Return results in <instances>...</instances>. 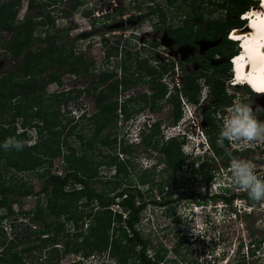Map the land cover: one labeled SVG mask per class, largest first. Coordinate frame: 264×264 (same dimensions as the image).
Segmentation results:
<instances>
[{"label": "rangeland", "instance_id": "obj_1", "mask_svg": "<svg viewBox=\"0 0 264 264\" xmlns=\"http://www.w3.org/2000/svg\"><path fill=\"white\" fill-rule=\"evenodd\" d=\"M6 1L8 0H0V4ZM28 1L20 0L13 24L19 25V22L26 16H35L39 10L40 15L33 20L35 28L31 34V40L37 35L55 36L56 44L58 42L67 49L71 48L74 54L81 55L84 64L88 65L86 71L80 70L77 72L78 74L69 71V66L59 68L60 81L48 84L45 88L46 94L72 90L67 96L76 95L78 92L75 90L89 86L92 81L96 80L100 70L116 68L120 62V56L105 57V52L112 50L116 45L118 49L122 48L123 51L120 53H124V50H130L132 53L138 51L141 57L151 58L149 64L157 66V70L160 69V64L156 61L161 64L169 58L174 61L173 68H170L168 63L167 70H162L161 73V80L165 84L167 92L160 102H156L157 106L160 105L159 108L151 111L143 98H139L140 100L135 105L128 103L132 112L128 119H124L122 111L117 110L119 114L116 117V124L108 123L95 137V144L91 147L83 146L74 134L68 138L69 144H67V148L77 146V153H80L81 149L85 147L92 154V160L96 162L101 160L99 153L103 155V161L98 166L94 178L96 181L89 184L98 192L102 190L105 181L113 180L116 173V168L113 165L115 162L111 166L103 164L110 157L107 154L117 156L119 161L129 160L126 165H122L126 176L121 174L117 180L121 187H139L143 193V199L147 202L139 227L144 238L152 246L148 253L156 256V252H159L163 256L160 264H264V201L253 200L248 203L241 197L240 194H247V192L240 190L235 185L229 165H223L226 160L229 162V158L221 154L218 156L214 154L208 140L210 135H215L217 142L222 127L221 118L225 116L222 111H228L230 107L225 106L233 104V101L250 105L254 109L253 114L259 120L264 121V111H255L258 105L264 107V94H253L246 85H232L230 83L234 81L232 72L229 76L221 72L218 74L220 75L218 89L225 91V94L228 95L225 98L228 101H226L227 105L219 106L215 112L208 110L204 114L199 113L200 107L197 106L199 102L205 104L207 101L212 105L216 99H213L209 86L202 83V80L199 81L201 88L198 103L183 95L185 101L183 109L181 107L183 101L180 96L178 95L180 104L178 105L177 96L173 95L174 85L181 87L184 73L198 70L207 60L204 57V52L217 40L207 41L198 36L204 35L207 22L213 21L225 13L222 5L229 6L228 1L230 0H79L80 5L75 9L72 8L75 0H34L33 4H35L31 8H28ZM257 4L258 2L256 6ZM149 5L152 7H148ZM254 7L250 8V13L254 12L252 11ZM7 10L2 9L0 13L5 14V17L10 13ZM119 10L124 11L123 16L119 14ZM107 14L109 17H105ZM198 18L202 20L199 21ZM0 20L7 23L5 18L1 17ZM186 21L189 22V25H185ZM181 26H184L181 31L184 37H189L197 44L196 50L187 45L174 47L172 37L178 36L176 29ZM245 27L246 25L237 28L244 29ZM233 30L235 31V29ZM10 35L11 32L8 29L0 26V41L8 39ZM156 40L158 41L157 46L148 44L146 47H142L143 43ZM31 42L33 43L30 44V48L46 44L37 41ZM3 52L4 49L0 46V74L6 73L18 64L17 60H13L9 55H4ZM193 54L199 55L200 59L194 62L185 61V64H178L179 67H175L176 61H184ZM134 57L135 55L132 54L129 62L132 64L128 72L135 68ZM208 60L212 63L225 61V59L215 57ZM157 74L160 72L156 71ZM154 91L155 89H151L148 84H136L122 91L118 95V101L123 104L127 96L146 93L149 95L148 103L151 104L150 94ZM191 94L190 98L195 99L198 91L193 90ZM229 96L231 99L228 98ZM62 102V100L52 101L53 106L57 105L59 108L58 119L62 120V124H66L69 119L74 118L69 125L76 124L77 129L81 128L87 133H91L90 129H94L95 126L84 122L75 123V120L82 111L88 115L96 110L93 96L80 93L76 98L67 102V105L64 106ZM188 107L189 109L197 107L195 112L198 124L195 127L196 132L192 125L189 128L185 127L190 139L180 135L181 130H184L183 126L188 122L185 120L183 112L187 111ZM137 108L140 109L135 111ZM146 116H153L159 123L158 131L151 141L152 144L143 143V137L138 139L135 135L142 118H146ZM206 117L209 118L210 123L206 121ZM17 122H20V118L17 119ZM210 127L213 132L208 131ZM32 133L28 143L35 139V133L33 131ZM171 136L175 138L173 146L175 145L176 156L172 163L160 150L161 147H164L162 145L165 140ZM108 139L112 141V146H103L102 142H107ZM138 141L140 142L138 143ZM198 141L204 142L208 157L201 154L204 148L201 152L196 149ZM179 146L180 149H177ZM123 147L125 150L122 149ZM62 148L63 152L68 150L64 146ZM171 148L172 146L168 147V150L170 151ZM224 148L229 151L236 150L235 156L250 160L255 166L257 175L264 178V145H259L256 150L250 151L229 148L228 141L227 143L224 141ZM63 154L65 153L61 152L52 160L39 164L37 170L25 171H16L5 165L6 158L0 159V189L23 185L31 187L33 191V194L23 196L11 195L14 198L11 205L12 212L0 219L1 238L7 243L9 240L18 242V246L14 249L20 251V264H120L118 257L108 253L110 245H114L112 242V238H116L114 235H110L107 249L102 251L96 249L91 251L90 249V253L84 255L83 251H77L79 248L74 245L84 236H75L71 228H66V230L64 228L58 234H54L53 231L47 232L54 238L52 240L49 238L50 240L42 248L40 246L32 250L24 249L33 240L34 234H31L29 230L34 228L41 230L45 227L44 221L31 219V214L35 209H42L45 222L64 220L67 216L66 213L59 214V217H57L58 214L48 213L46 198L54 184L47 186L45 190L42 189L46 174H64L68 170L70 164L64 160ZM117 159L116 162H118ZM91 165L94 167V163ZM202 166H207L209 171L214 174V186H211L205 199L199 202L190 198H182L178 201L167 202L166 200L169 198L173 199L181 193L189 194L195 189L199 190L201 194L205 192L203 184H196L201 174L194 172V169L199 170ZM44 171H47L45 175L38 174ZM11 176H13L12 179ZM106 185L111 186L110 183H106ZM78 188L79 185H76V189ZM211 193L217 194L218 197L210 198ZM232 194L235 195L231 202H227L221 197ZM151 200H155L157 203H152ZM68 202L75 205V197L70 196ZM94 206H91L93 211V208H96ZM111 207L113 210L119 209L117 205ZM82 208L80 202L76 201V208L66 209L75 214ZM6 211L8 210L5 207L1 208L0 215L2 216ZM84 211L83 213H87V210ZM85 222L90 223L88 218ZM68 225H70V221L66 227ZM44 235L46 234H41V237ZM117 239L120 241V238L117 237ZM67 242L70 250L63 252ZM0 247L1 252L5 245ZM53 247L58 250L51 255L49 251ZM122 254L120 252L118 256H123ZM47 256L50 259L48 263L46 262ZM0 264H4V262L0 260Z\"/></svg>", "mask_w": 264, "mask_h": 264}, {"label": "trees", "instance_id": "obj_2", "mask_svg": "<svg viewBox=\"0 0 264 264\" xmlns=\"http://www.w3.org/2000/svg\"><path fill=\"white\" fill-rule=\"evenodd\" d=\"M34 0L28 1V8H31ZM230 4L222 5L225 13L218 16L215 20L207 22L204 35L198 36L207 41H214L221 38L216 45L210 47L205 53L204 57L207 60L203 63V66L196 71L186 73L184 76V84L181 87L174 86L173 95L177 96V104H179V97L181 94L188 99L198 103L200 82L206 83L210 88V94L216 98L215 105L220 103H226L228 101V95L225 91L218 89V83L220 81V75H216L217 72H223L226 75H231L229 71L231 64L228 59L239 52V47L236 46L237 42L227 38L229 31L233 26L243 27L246 21L240 18V15L246 11H249L251 7L255 6L256 0H230ZM20 0H8L0 4V11L2 9L9 10L10 13L4 17L5 14L0 13V18H5L7 23H3L0 20V26L4 27L11 32L8 39L0 41V46L4 49L3 54L9 55L13 60H17L18 64L11 70L6 71L4 74H0V159L6 158L4 162L6 166L13 168L16 171L25 170H37L39 164L41 165L45 161L52 160L53 157L63 154L64 160L70 164L68 170L64 174H46L38 173L39 175H45L44 186L42 189L51 184H54L49 190V195L46 198V208H48L49 214L66 213L67 216L64 220H55L53 222H45L44 213L41 208H37L31 214L32 220H42L45 223V227L41 230L36 228L29 230L31 234H34L33 240L25 246V250H32L37 247H44L48 240H52L54 237L47 232L53 231L54 234H58L65 228L72 229L75 236H84L82 240L76 242L74 245L79 249L77 251H83L84 255H88L92 250L102 251L107 249L108 240L110 235H114L116 238H112L113 246L110 245L108 253L114 257H118L120 264H160L163 256L159 252H156V256L148 253L152 248L148 240L144 238L140 231V221L147 207V202L143 199V193L141 189L136 186H124L121 187L117 177L119 175L126 176V172H123L122 165H126L129 161L118 160L117 156H111L107 154L108 160L103 164L111 166L115 162L116 168L115 176L113 180L105 181L101 191H96L89 184L95 182L96 171L98 166L101 165V160L97 162L92 160V154L85 147H91L95 144L94 139L98 136V133L108 124H116V117L119 114L117 110L122 111L124 119L132 114L130 111V105H135L139 98H143L145 104L149 106L151 111H154L157 107L156 102H160L166 95V86L161 80L162 70H167L169 67L173 68L174 61L170 58L166 62L160 64V69L157 70V66L149 64L150 59L147 56L141 57L138 51L132 53L130 50L118 49V46H114L112 50L105 52V57L108 58L112 55H119L120 62L116 68L103 69L97 74L96 80L92 81L89 86L79 88L75 90L78 92L76 95L67 96L72 90H64L58 93L46 94L45 88L48 84L60 81L61 68L69 66V71L80 72V70L86 71L87 64H84V60L81 55H75L72 49L65 48L63 44L57 42L55 36H41L37 35L31 40V34L35 28L33 20L40 15V11L35 16H26L19 25H14L16 13L18 11ZM233 4V6H231ZM80 1L75 0L73 9L79 7ZM152 7V6H148ZM12 8V9H11ZM7 10V11H8ZM119 14L124 15L123 10H119ZM105 17H109L107 14ZM201 21V18H198ZM185 25H189L186 21ZM19 26V28H17ZM184 26L177 28L176 32L178 36H173L175 45L180 43L193 44V40L189 37H184L181 31ZM234 31V30H233ZM233 34V33H232ZM196 37V38H198ZM237 38V37H235ZM31 41L46 43L44 46H37L36 48H30ZM142 47L150 44L151 46H157L158 41L149 43H143ZM243 44V43H242ZM132 54L135 55L136 60L135 68L131 72H128L131 68L130 59ZM226 59L222 64L211 65L209 58ZM155 58V57H153ZM200 56L194 54L188 61L199 60ZM237 65V60H236ZM182 65L183 62L179 61ZM52 67H56L53 69ZM60 68V69H59ZM119 68V69H118ZM141 70V71H140ZM47 71V72H46ZM136 71H139L138 73ZM156 71L160 74L156 75ZM209 71V73H208ZM119 72V74H118ZM173 72V71H172ZM78 74V73H77ZM145 83L148 84L151 89H155L151 95V104L148 103L149 95L146 93L138 96H127L125 102L119 103L118 95L122 91L129 89L130 87ZM197 90L198 94L195 99L190 98L192 91ZM177 92V94H176ZM224 92V93H223ZM80 93H85L93 96L94 106L96 110L91 114H86L82 111L76 118V122H84L85 124H91L95 128L90 129L91 133H87L84 129H77V125H69L73 122V119H69L66 124H62V120L58 119L59 108L57 105L53 106L52 101L62 100L64 106L71 99L76 98ZM170 94V93H169ZM67 96V97H66ZM230 98V96L228 97ZM231 99V98H230ZM52 100L51 102H49ZM210 106V105H208ZM140 108L135 109L138 111ZM69 112V110H68ZM177 116V115H176ZM20 118V122L17 119ZM206 121L210 123L208 117ZM67 127V129H65ZM76 127V129H75ZM159 123L155 122L150 128L149 132L143 137L142 142L152 144L153 137L158 131ZM35 133V139L30 141V137ZM209 132H213L210 127ZM74 136L85 146L81 149L80 153H77V146H69L67 148L68 138ZM8 138H15L25 144L22 150L10 149L5 150L3 148L4 142ZM174 137L165 140L160 150L166 154V157L170 159V162L175 161V150L173 146ZM211 150L214 154L223 155L229 158V152L235 156L237 152L227 151L224 146H219L215 140V135L208 137ZM115 141V138H114ZM227 143V141L225 140ZM112 141H103V146H112ZM115 143V142H114ZM115 145V144H114ZM227 145V144H226ZM66 147L68 150L63 152L62 147ZM172 146L170 151L168 147ZM115 147V146H114ZM123 150L124 147L122 148ZM180 149V146L179 148ZM208 157V155H205ZM97 158V157H96ZM116 159L118 162H116ZM210 160L213 161L212 158ZM94 163V167H92ZM225 166L229 165L228 160L223 162ZM207 166H202L199 170L194 169L195 174H201L197 179L196 184H203L205 192L201 194L199 191H193L189 194L181 193L175 198L167 199V202L178 201L182 198H190L195 201H203L206 194L210 192V186L214 182V174L209 171ZM13 176H11L12 179ZM115 179V180H114ZM110 183L111 186L106 185ZM76 185L79 188L76 189ZM112 193V194H111ZM25 194H33L31 187L23 185H13L9 187H3L0 189V209L5 207L8 211L3 214L1 218L6 217L8 213H11V205L13 199L11 195L23 196ZM235 194L230 196H221L227 202H231ZM248 203L253 200L248 197L247 194H240ZM75 197V205L69 203V197ZM210 198L216 199L217 194L211 193ZM76 201L83 207L78 213L72 214L66 208H76ZM152 203H157L155 200H151ZM95 205V206H94ZM112 205H117L119 209H114ZM91 206L96 207L92 210ZM84 210H87V213ZM74 211V210H73ZM69 213V214H68ZM88 218L89 222H85ZM68 221L70 225L66 227ZM46 231V232H45ZM41 234H46L41 237ZM116 234H118L116 236ZM0 236V246L5 245L0 252V260L4 264H20L21 254L20 251L14 249L18 246L17 241L9 240L8 243ZM27 237V236H26ZM120 238V241L117 239ZM50 238V239H49ZM111 238V237H110ZM29 240V241H30ZM39 241V242H37ZM22 243V242H21ZM54 244V243H52ZM65 243L64 251L70 250ZM108 246V247H107ZM127 250H125L124 248ZM1 248V247H0ZM14 249V250H13ZM58 250L53 247L51 255ZM53 251V252H52ZM75 251V250H73ZM122 252L123 256H118ZM48 257V258H47ZM46 257V262H50L49 256ZM52 257V256H50ZM49 260V261H48ZM163 264V263H162Z\"/></svg>", "mask_w": 264, "mask_h": 264}, {"label": "clouds", "instance_id": "obj_3", "mask_svg": "<svg viewBox=\"0 0 264 264\" xmlns=\"http://www.w3.org/2000/svg\"><path fill=\"white\" fill-rule=\"evenodd\" d=\"M247 13L248 11L242 13L240 15V18L247 21L248 17H245ZM228 36L229 34L227 35V37ZM233 41L237 42L238 44L239 40H233ZM233 59H234L233 56L230 57L229 59L231 65L233 64V62H231ZM232 79L234 81L233 82L231 81L230 83L234 86L246 85L252 91L253 94H264V92L255 93L254 91H258V90L254 89L253 91L251 86H249L248 84L235 83L234 76ZM236 102L237 103L234 102L233 105L230 107V109L225 112V116L221 118L222 127L217 138V144L223 147L224 141L226 140L228 141L229 148L232 149L236 148L240 150L250 149V146L253 144L264 145V121L259 120L257 116L253 114L254 109L250 105L244 103H238L239 101ZM184 104L185 101L181 105L183 109H184L183 107ZM197 106H200V102L198 103ZM196 108L189 109L188 107L187 111H183L185 120H188V122L185 123V125L183 126L184 130L183 129L181 130L180 135L186 137L187 139H190L191 137L189 136V134H187L185 127L189 128L192 125L196 132L195 127L198 126L197 117L195 114ZM255 111L257 112L264 111V107L258 105ZM154 123L155 120L153 116H146V118H142L141 124L139 127H137V130L135 132L136 137H138V139L144 137V135H146L149 132L150 128ZM139 142L140 141H138V143ZM203 143H204L203 141H198L196 144V149L199 150V152H201V150L204 148ZM24 146L25 144L23 142L18 141L15 138H9L3 144V148L5 150H10L14 148L19 151L22 150ZM227 151L228 149L226 148V152ZM201 154H203L204 156L207 155L205 148L201 152ZM228 154H229V170L231 172L235 185L240 190L247 192V195L250 199L254 201H264V178H261V176L257 175L254 164L250 160L233 156L231 155L230 152ZM195 190L199 191L197 189Z\"/></svg>", "mask_w": 264, "mask_h": 264}, {"label": "bare ground", "instance_id": "obj_4", "mask_svg": "<svg viewBox=\"0 0 264 264\" xmlns=\"http://www.w3.org/2000/svg\"><path fill=\"white\" fill-rule=\"evenodd\" d=\"M252 11L245 16L248 17L246 27L235 28L231 36V39L239 40V52L233 59L234 65L237 60V65L233 71L236 73L235 83L248 84L258 93L264 91V0H259Z\"/></svg>", "mask_w": 264, "mask_h": 264}, {"label": "flooded vegetation", "instance_id": "obj_5", "mask_svg": "<svg viewBox=\"0 0 264 264\" xmlns=\"http://www.w3.org/2000/svg\"><path fill=\"white\" fill-rule=\"evenodd\" d=\"M237 28V27H236ZM233 29H235V27H233L230 31H229V38L231 39V35H232V32H233ZM238 29H241V28H238ZM219 40L221 41V38H219L218 40H217V42L214 44V45H216L218 42H219ZM174 41V40H173ZM216 41V40H215ZM173 45H174V47H178V46H180V45H187V46H189V47H192L193 48V50H196V48L198 47L197 46V44H195V41H193V44H186V43H180V44H177V45H175V41H174V43H173ZM212 47V46H211ZM210 48V47H209ZM208 48V49H209ZM207 49V50H208ZM207 50L204 52V55H205V53L207 52ZM194 55V54H193ZM192 55V56H193ZM234 57V56H233ZM190 58V57H189ZM189 58H186V60H184V61H180V62H183V64H185L186 62H191V61H188V59ZM230 59V58H229ZM229 59H228V61H229ZM226 60V59H225ZM179 61H176V68H178L179 67ZM186 61V62H185ZM194 62V61H193ZM231 62H233V60L231 61ZM235 62H236V59H235ZM223 62H217V63H212V62H210V64L211 65H218V64H222ZM202 66H203V64H202ZM201 66V67H202ZM200 67V68H201ZM235 67H236V63H235ZM234 67V62H233V64L231 65V72L233 73V75H234V79H236V73L233 71V69L235 68ZM229 71H230V69H229ZM186 73H189V71L188 72H185L184 73V75H183V83H182V85L181 86H183V84H184V76H185V74ZM219 73H221V72H217L216 73V75H218ZM186 97V96H185ZM207 97V96H206ZM206 97H204V98H206ZM232 98H234V96H231ZM180 98H181V100L184 102V100H183V95L181 94L180 95ZM213 99H215V98H213ZM216 100L217 99H215V101H214V103L211 105V104H209L207 101H206V103L204 104V103H202V102H200V112L199 113H203L204 114V112L205 111H207L208 112V110H211L212 112L214 111L215 112V110H217L218 109V107L219 106H221V105H224V104H226V103H220L219 105H215V103H216ZM182 102V103H183ZM233 102H235V103H237L236 101H233ZM240 102V101H239ZM238 102V103H239ZM208 105H210V106H208ZM227 105V104H226ZM233 104H230V105H227V106H225V107H231ZM225 112L226 111H222V114H225ZM154 120H155V122H157V120L154 118ZM159 121V120H158ZM168 139V138H167ZM259 145H256V144H253V145H251L250 146V149H247V150H250V151H252V150H256L257 149V147H258ZM236 151V150H235ZM237 152V151H236Z\"/></svg>", "mask_w": 264, "mask_h": 264}, {"label": "built area", "instance_id": "obj_6", "mask_svg": "<svg viewBox=\"0 0 264 264\" xmlns=\"http://www.w3.org/2000/svg\"><path fill=\"white\" fill-rule=\"evenodd\" d=\"M212 185L214 186V183H212ZM212 185H211V186H212ZM211 186H210V188H211ZM203 189H204V188H203Z\"/></svg>", "mask_w": 264, "mask_h": 264}]
</instances>
